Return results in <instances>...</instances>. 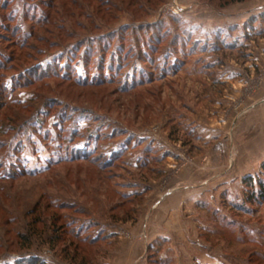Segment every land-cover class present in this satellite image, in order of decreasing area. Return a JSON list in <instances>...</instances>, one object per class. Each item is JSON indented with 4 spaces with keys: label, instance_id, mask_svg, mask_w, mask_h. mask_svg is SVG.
<instances>
[{
    "label": "rangeland",
    "instance_id": "obj_1",
    "mask_svg": "<svg viewBox=\"0 0 264 264\" xmlns=\"http://www.w3.org/2000/svg\"><path fill=\"white\" fill-rule=\"evenodd\" d=\"M223 1L0 0V264H64L18 243L33 206L83 235L139 213L141 241L176 227L143 264H264V200L246 202L243 183H264V0ZM116 145L104 170L69 160ZM163 190L177 195L170 227L151 224Z\"/></svg>",
    "mask_w": 264,
    "mask_h": 264
},
{
    "label": "trees",
    "instance_id": "obj_2",
    "mask_svg": "<svg viewBox=\"0 0 264 264\" xmlns=\"http://www.w3.org/2000/svg\"><path fill=\"white\" fill-rule=\"evenodd\" d=\"M242 1L244 0H224L222 2V5L228 4V3H234V2H242ZM152 48H153L152 46H149V50H152ZM93 136L94 135H91L90 138ZM103 151H104L103 155L105 156L104 160L102 159L97 160L95 156L96 154L92 153L90 155H87L85 153L86 151L84 150L80 154L79 153L74 154V155L71 154L69 160L70 161H87L91 165L95 166L97 169L104 170L105 168H108L109 166H111L112 163H114V161L116 160L115 158L118 156V154H120L123 151V147L121 145L120 146L116 145L110 148L108 152H106L105 150ZM139 165H140V168H147L149 166L147 161L145 162L143 161ZM261 168L264 173V163L261 165ZM149 170H151V168ZM8 175H11V173H8ZM243 183L247 185V189L250 191V193L246 195L245 197L246 202L256 203V202H261L264 200V183L262 181H258L256 186H253L251 177L246 176L243 178ZM139 195H140L139 193L134 192L132 193V195L127 196L126 199H123L121 200V202H118L115 206H112L111 209L116 210L118 208H122L126 206L124 204H128V203L130 204L131 202L138 200ZM72 204L73 202H56L55 204H53V208L54 209H58V208L68 209L70 205ZM238 207L244 211L248 210L246 206H244L243 204H241ZM86 210L90 211L89 209H86ZM132 210H133V206L129 207V211L131 212ZM36 212H37V215L31 221V223L28 224V227L25 230V232H20L17 234L18 243L21 242L24 245L22 246V248H26V249L29 248L32 245L33 241L37 239L39 240V243L47 244L48 247H50V249H54L55 252H59L60 259L62 261L69 262V264H93L97 260L98 256H101L104 253L105 251L104 249L106 248V244H107V238L105 237L106 234L104 235L102 230H97L96 233L93 235L91 234L83 235L81 231L82 230L81 227L76 228L75 230L74 229L65 230L64 226L61 227V225L63 224H61L60 226L58 225L54 227V224L61 217L60 214H56L55 212L51 213L50 222L45 224L46 222L42 220L43 217L41 216V212H38L36 206H33V208L29 210L28 214H32ZM115 213L117 212L114 211V214ZM95 221H98V220H95ZM36 223L45 224L47 229L44 231H39V229L37 230L36 225H35ZM82 224L83 225L86 224L85 227L88 226L87 222H83ZM64 225L67 227L66 224ZM48 230H49V233H48ZM59 230L63 231V233L64 231H67V232L70 231V234L71 233L73 234L72 239L68 241L60 237L59 236L60 234L58 233ZM58 239H61L63 242L65 241V243L61 244L60 248H56ZM29 261H30L29 264H43L44 263L41 259L35 256H33Z\"/></svg>",
    "mask_w": 264,
    "mask_h": 264
},
{
    "label": "crops",
    "instance_id": "obj_3",
    "mask_svg": "<svg viewBox=\"0 0 264 264\" xmlns=\"http://www.w3.org/2000/svg\"><path fill=\"white\" fill-rule=\"evenodd\" d=\"M172 185L173 184L170 183V185L167 187H174ZM148 191L150 192V189L148 188V186H145L142 190H135L134 192L139 193L140 195L138 197H141ZM134 192H131V194ZM163 192L164 194H162ZM154 194L158 197V199L155 200L157 204L153 206L154 201H151V206L149 207L152 209L151 211L153 213L159 212L158 215L160 214L162 216L154 215V219L151 221V224L156 223V225L159 226L156 218L159 219L163 217V219L166 218L168 220L167 225L170 227L171 225H173L172 220L177 214L176 211H178L173 204L177 200V195L175 194L174 190L170 193L166 192L165 190L160 193L157 191ZM137 218L138 220L136 221H124L125 225H127V229L119 228L112 232L108 231L109 233L106 234V236L108 237L106 248L104 249V253L101 256H98V264H103V262L104 264H143V262H146L145 254L147 253L148 249H150L153 243L160 240L161 238L165 239V237H171V232H174L173 234H177L176 227L173 229H169V232H166V230L162 232V229L160 231L155 229L154 231H151L155 233L151 235L150 238H145V240L141 241V227L147 232L146 226L149 223L147 221H145V223L142 221L140 213L138 214ZM154 228H157V226H154ZM180 233H182V231H180ZM172 239L173 238L171 237L170 240ZM66 262L67 261H63L62 263L69 264V262Z\"/></svg>",
    "mask_w": 264,
    "mask_h": 264
}]
</instances>
